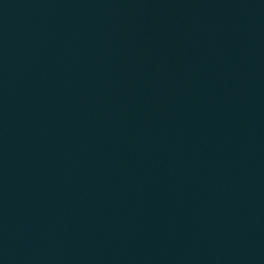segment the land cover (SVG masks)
<instances>
[{
    "label": "water",
    "instance_id": "obj_1",
    "mask_svg": "<svg viewBox=\"0 0 264 264\" xmlns=\"http://www.w3.org/2000/svg\"><path fill=\"white\" fill-rule=\"evenodd\" d=\"M0 264H264V0H0Z\"/></svg>",
    "mask_w": 264,
    "mask_h": 264
}]
</instances>
